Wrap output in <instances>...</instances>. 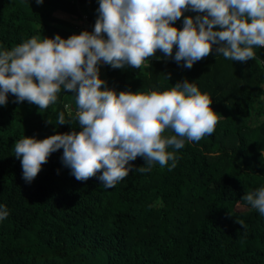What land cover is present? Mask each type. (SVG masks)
Segmentation results:
<instances>
[{"label":"trees","instance_id":"trees-1","mask_svg":"<svg viewBox=\"0 0 264 264\" xmlns=\"http://www.w3.org/2000/svg\"><path fill=\"white\" fill-rule=\"evenodd\" d=\"M98 7L99 0H0V50L33 36L91 32ZM55 12L85 14L87 27L70 26ZM195 15L183 12L175 26ZM255 53L240 63L216 55L213 46L191 69L160 50L144 71L102 63L99 76L117 93L163 91L187 78L211 97L219 117L212 135L167 149L178 156L172 170L154 163L151 172H129L112 188L97 177L77 181L61 163L62 148L26 183L15 141L81 129L67 90L42 114L31 104L25 115L18 110L25 101L9 93L0 105V204L9 212L0 220V264H264V216L241 199L264 187V73L257 62L264 48ZM60 112L73 123L56 125Z\"/></svg>","mask_w":264,"mask_h":264},{"label":"clouds","instance_id":"clouds-1","mask_svg":"<svg viewBox=\"0 0 264 264\" xmlns=\"http://www.w3.org/2000/svg\"><path fill=\"white\" fill-rule=\"evenodd\" d=\"M189 10L196 15L183 16L178 29L175 21ZM97 12L91 32L66 39L59 34L33 36L0 50V105H6L10 93L17 102L38 106L42 114L57 102L62 88L75 97L80 131L15 141L14 155L26 183L62 148L61 163L77 181L97 177L112 188L129 172H151L154 163L172 170L178 156L167 149L179 150L186 141L198 142L214 133L219 117L210 106L211 97L187 78L163 91L117 93L100 78L101 63L141 69L160 50L165 59L191 69L213 46L216 55L240 63L254 60L255 49L264 47V0H99ZM66 123L73 122L60 112L56 125ZM137 157L145 163L133 168ZM241 199L264 216V187ZM8 215L0 204V220Z\"/></svg>","mask_w":264,"mask_h":264},{"label":"rangeland","instance_id":"rangeland-1","mask_svg":"<svg viewBox=\"0 0 264 264\" xmlns=\"http://www.w3.org/2000/svg\"><path fill=\"white\" fill-rule=\"evenodd\" d=\"M53 15L58 19V20H60V21H64V22H66V23H68V24H70V26L71 25H74L75 23H79V17H73V16H70V15H67V14H64V13H60V12H55V13H53ZM82 21V20H81ZM70 29H73V28H69L68 30H70ZM75 30V29H74ZM99 69H100V72H102V70H103V64L101 63L100 64V67H99ZM144 69H145V67H142L141 68V70L142 71H144ZM102 74V73H101ZM72 98H74L75 99V97H74V94L73 93H71V95H70ZM32 108V106H31V103H29V102H27V101H25L22 105H20L19 106V113H21V115H25L26 113H27V111L29 110V109H31ZM257 119H260V117H258Z\"/></svg>","mask_w":264,"mask_h":264},{"label":"built area","instance_id":"built-area-1","mask_svg":"<svg viewBox=\"0 0 264 264\" xmlns=\"http://www.w3.org/2000/svg\"><path fill=\"white\" fill-rule=\"evenodd\" d=\"M79 20H80L79 21L80 27H87L88 21L86 19L85 14H81ZM77 32H78V28L75 29V30L74 29L73 30H70L71 35L72 34H77ZM257 62H258L259 66L261 67V69H262V71L264 73V59L257 58Z\"/></svg>","mask_w":264,"mask_h":264}]
</instances>
